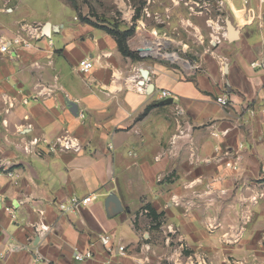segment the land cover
<instances>
[{"label": "crops", "instance_id": "1", "mask_svg": "<svg viewBox=\"0 0 264 264\" xmlns=\"http://www.w3.org/2000/svg\"><path fill=\"white\" fill-rule=\"evenodd\" d=\"M56 1L54 10L51 0H0V44L17 36L30 43L0 52V192L15 208L11 218L0 207V264H138L135 253L115 248L137 243L132 218L144 201L167 223H243L242 235L234 228L243 245L231 249L264 261V71L250 66L264 58V0H217L225 18L210 17L213 49L183 70L161 55L162 43L159 53L137 52L159 43L138 31L128 42L134 56L123 54L106 28ZM83 58L93 62L87 73L78 70ZM162 89L172 96L159 99ZM221 93L226 107L214 100ZM61 135L79 149H51ZM88 195L73 214L58 209ZM110 195L119 201L113 215ZM184 203L191 212L176 214ZM86 249L92 258L74 260Z\"/></svg>", "mask_w": 264, "mask_h": 264}, {"label": "rangeland", "instance_id": "2", "mask_svg": "<svg viewBox=\"0 0 264 264\" xmlns=\"http://www.w3.org/2000/svg\"><path fill=\"white\" fill-rule=\"evenodd\" d=\"M69 3L75 9L72 11V15H77L75 18L104 27L111 35L122 31L120 26H125L124 30L130 29L125 40L127 46L137 31L146 35L148 40L160 41L162 53H174L185 61L170 63L181 70L186 69L184 66L188 63L193 65L211 53V42L216 40L218 29L210 17L217 18L216 15L220 14L221 23L225 18L217 9L222 6L217 0H70ZM47 4H38L35 11L42 12ZM58 5L56 0H51L52 9H57ZM126 14L129 16L122 19ZM166 61L169 63V59ZM176 205L181 207L179 203ZM189 212L191 206L184 203L183 209L176 214L183 213L184 216ZM158 220L160 225L155 227L142 209L135 211L132 223L138 241L133 248L122 246L125 252L135 253L138 264H264L256 252L245 254L239 248L241 252L236 253L231 249L234 245H243L241 240L234 238L235 225L237 233L242 235L243 223H167L163 222V216Z\"/></svg>", "mask_w": 264, "mask_h": 264}, {"label": "built area", "instance_id": "3", "mask_svg": "<svg viewBox=\"0 0 264 264\" xmlns=\"http://www.w3.org/2000/svg\"><path fill=\"white\" fill-rule=\"evenodd\" d=\"M11 46L16 47H27L30 46V43L27 42L23 37L21 36H17L12 38L11 40H6L3 41L0 44V52L1 53H7L10 52V48ZM251 68L253 69H261L264 71V58L262 59H256L254 61H252L250 63ZM93 67V62L88 59V58H83L81 60H79L78 62V70L82 73H87L89 72ZM263 92H264V84H263ZM168 96H172V93L168 90V89H162L159 94H158V98L159 99H163L165 97ZM215 102L221 106V107H226L229 102H230V97L228 94L226 93H221L219 95H216L214 98ZM11 106V105H10ZM261 110L264 111V99L261 102ZM180 113V110L177 112ZM78 115L80 117H83L84 114L83 112H79ZM183 134V130H179V135ZM31 144H37L38 140L34 139L33 141H31ZM53 145L50 147L51 149H53V146L55 147H59L60 149H73V150H78L79 149V142L76 138H72L68 135H61L59 137H56L55 141H53L52 143ZM226 165L234 167L233 164H231L230 162H227ZM3 164L0 161V167H2ZM3 171V169H0V172ZM4 173H6V175H8L9 177H14V172L7 168ZM94 199L93 195H88L85 196L83 198H76V197H72L69 200H65V201H61L57 204L58 209L61 212H67L69 214H73L75 213L78 208L81 205H87L89 204L92 200ZM21 202H18V204H20ZM0 207L9 214V216L11 218L15 217V208L14 206L8 202L7 197L2 194L0 192ZM47 226H41L40 230L41 231H45L47 230ZM100 241L102 243V245L106 248V250L109 252V254H111L114 250V245L113 242L111 241V239L108 236H101L100 237ZM115 250L117 252L123 253L125 252V247L122 245H118L116 246ZM93 257V251L90 249H86L85 251H75L74 253V260L76 261H83L86 259H90Z\"/></svg>", "mask_w": 264, "mask_h": 264}, {"label": "water", "instance_id": "4", "mask_svg": "<svg viewBox=\"0 0 264 264\" xmlns=\"http://www.w3.org/2000/svg\"><path fill=\"white\" fill-rule=\"evenodd\" d=\"M226 26H227V38L229 40H233L236 36V30L233 29V26L229 20L226 21ZM50 27H51L50 23L46 22L44 24L43 35H49L50 34ZM150 48H151L150 46L141 47V48H138V51L144 52V51L150 50ZM144 54L145 53H143V55ZM142 74H143V78H146L148 71L143 70ZM164 102L171 103L172 98H167L166 100H164ZM105 205H106L107 211L110 215L115 214L118 211V207H119V201H118L117 196H115V195L108 196V198L105 202Z\"/></svg>", "mask_w": 264, "mask_h": 264}, {"label": "trees", "instance_id": "5", "mask_svg": "<svg viewBox=\"0 0 264 264\" xmlns=\"http://www.w3.org/2000/svg\"><path fill=\"white\" fill-rule=\"evenodd\" d=\"M68 1H70V0H68ZM107 31H108V33H111V32H109V30H107ZM129 33H130V29H127V30L115 32V33H113V36L115 37V41H116L118 49L123 54L129 55V56H134V53L128 49V46L125 43V40H126L127 36L129 35ZM142 209L147 210L146 216L151 219V221L153 222V225L155 227L160 225V220H158V219H159V217L163 216V212H157L155 210V208H153L150 204H145L142 207Z\"/></svg>", "mask_w": 264, "mask_h": 264}, {"label": "bare ground", "instance_id": "6", "mask_svg": "<svg viewBox=\"0 0 264 264\" xmlns=\"http://www.w3.org/2000/svg\"><path fill=\"white\" fill-rule=\"evenodd\" d=\"M159 44H161V42L159 41ZM158 43H157V46H155V47H151L150 48V50H148V51H144L143 53H148V52H153V54L154 53H156L157 52V50H158ZM157 53H159V52H157ZM157 55V54H156ZM162 55V54H161ZM164 56L166 55V54H163ZM162 55V56H163ZM168 58H170V59H172V60H174V61H180L181 62V60H180V58L176 55V54H167L166 55Z\"/></svg>", "mask_w": 264, "mask_h": 264}]
</instances>
